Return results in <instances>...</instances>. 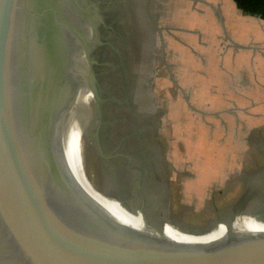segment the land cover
Wrapping results in <instances>:
<instances>
[{
    "label": "water",
    "instance_id": "obj_1",
    "mask_svg": "<svg viewBox=\"0 0 264 264\" xmlns=\"http://www.w3.org/2000/svg\"><path fill=\"white\" fill-rule=\"evenodd\" d=\"M100 25L88 0H0V264H264V245H237L230 222L238 215L264 224L256 210L264 211V174L248 183L224 224L216 218L210 230L184 233L202 237L223 225L219 249L185 250L142 215L164 240L155 244L89 207L67 163L63 128L88 82L99 131L103 99L92 53L104 45L114 50L99 39ZM92 123L84 133L91 142ZM94 151L103 158L96 142Z\"/></svg>",
    "mask_w": 264,
    "mask_h": 264
},
{
    "label": "rangeland",
    "instance_id": "obj_2",
    "mask_svg": "<svg viewBox=\"0 0 264 264\" xmlns=\"http://www.w3.org/2000/svg\"><path fill=\"white\" fill-rule=\"evenodd\" d=\"M128 1L129 14L122 16L121 22L133 26L132 19L137 18L144 41L147 35L151 38L143 48L149 65L143 64L155 113L152 145L158 187L148 190L146 170L131 176L110 174L109 166L115 160L100 158L93 142L85 150L86 171L102 201L119 216L143 221L144 215L151 223L164 225L169 237L186 238L184 233L210 230L216 218L224 224L230 216L229 207L264 170V90L242 98L249 92L244 84L257 76L264 88V69L250 76L248 64L242 67L243 59L226 72L218 64L214 67V47L220 39L228 42L223 14H229L226 6L231 0ZM121 5L124 12L127 0ZM127 58L132 65V54ZM113 62L110 66L115 68ZM98 70L102 73V66ZM242 81L237 91L234 82ZM106 83L109 88L107 78L104 93L114 94L115 85L107 91ZM79 113L76 120L81 124ZM89 130L92 134L94 128ZM112 130L104 128V152L113 148ZM256 210L264 214L263 209ZM237 216H230L234 228L240 224L254 231L264 229L254 217ZM222 234L226 240L225 227L220 225L207 235L218 240Z\"/></svg>",
    "mask_w": 264,
    "mask_h": 264
},
{
    "label": "flooded vegetation",
    "instance_id": "obj_3",
    "mask_svg": "<svg viewBox=\"0 0 264 264\" xmlns=\"http://www.w3.org/2000/svg\"><path fill=\"white\" fill-rule=\"evenodd\" d=\"M88 2L97 5L98 12L103 19L104 26L100 25L98 27L99 39L104 43L111 44L114 48L113 50L104 45L98 48L100 50L92 53V57L97 64L96 74L103 102L99 131L96 135L98 126L96 116L92 123L94 130L91 132V136L100 146L102 159L104 160L106 154L105 160H115L109 166L111 168L110 174L120 172L122 175L131 176L135 171L145 173L146 170L147 179L150 181L148 190L154 191L158 187L154 168L156 152L152 145L155 113L152 104L153 97L150 93L151 88L147 81L149 79L146 75L149 63L144 57L143 49L147 46L150 35H147L144 41L138 26V19L135 17L132 19L133 26H130L128 22L124 23V20L121 22L122 16L128 15L131 8V2L128 0V7L124 6V12L121 5L122 0H88ZM134 8L133 3L132 9ZM146 9L148 8L146 7ZM130 54L133 58L132 65L127 58V55ZM112 62L115 64V68L110 66ZM144 62L147 63L146 68ZM99 65L103 68L102 73H99ZM104 69L106 70L105 75ZM106 78L110 82L109 88L106 83L105 88H108L107 91L111 89V85H115L117 90L112 95L104 93V80ZM107 127L114 129L110 132L112 136L110 145L113 148L104 152V128ZM94 141H92L93 147L95 145ZM263 174L264 170L260 175ZM130 221L138 222V220ZM212 236L205 235L201 238Z\"/></svg>",
    "mask_w": 264,
    "mask_h": 264
},
{
    "label": "bare ground",
    "instance_id": "obj_4",
    "mask_svg": "<svg viewBox=\"0 0 264 264\" xmlns=\"http://www.w3.org/2000/svg\"><path fill=\"white\" fill-rule=\"evenodd\" d=\"M96 109V103L91 86L88 82H82L71 112L66 119L67 124L63 128V134L65 136L64 147L66 150L67 163L73 175L75 184L77 185V188L81 192L89 207L100 218L105 220V222L118 230L134 235L143 240H147L159 245H164L163 238L156 231L145 226L146 224H144L143 221H130L124 217L119 216V213L114 211V209L108 208L102 201L101 196L97 193L96 189L93 186V183L89 181V177L86 171L85 150L87 151L88 148H91V140L86 138L84 136V133L89 126H87L86 124H90L92 121H94L95 116H91V113H95ZM77 112H80L79 118H82L81 124L76 120ZM234 229H236L235 234L237 237V245L244 246L254 243L264 245V233L261 235L252 234L250 231L254 230H252L251 227L243 226L240 224ZM260 231L264 232V229ZM169 238H171L177 246L180 244L185 248V250L193 251L219 249L223 248L226 243L225 234H222V236L218 240H216L214 237H194L191 239L188 235L186 236V238Z\"/></svg>",
    "mask_w": 264,
    "mask_h": 264
},
{
    "label": "crops",
    "instance_id": "obj_5",
    "mask_svg": "<svg viewBox=\"0 0 264 264\" xmlns=\"http://www.w3.org/2000/svg\"><path fill=\"white\" fill-rule=\"evenodd\" d=\"M229 4L226 6L230 10L229 14H223L228 42L225 44L220 39L214 47L216 59L214 67L216 68L218 64L219 69L226 72L227 69L232 70L233 67H237V64L243 59V69H245L247 63L249 66L248 75L255 77L258 73L261 74L264 69V20L243 13L237 8L233 0ZM256 64H260V67H257ZM262 77L264 78V74H262ZM257 78L244 84L245 90L248 89L249 92L243 95L242 98H249L245 96L264 90L261 87L262 82ZM243 82L245 81L234 82V86L238 88V90L234 88V92L239 91V85ZM238 96L241 98L240 95Z\"/></svg>",
    "mask_w": 264,
    "mask_h": 264
},
{
    "label": "trees",
    "instance_id": "obj_6",
    "mask_svg": "<svg viewBox=\"0 0 264 264\" xmlns=\"http://www.w3.org/2000/svg\"><path fill=\"white\" fill-rule=\"evenodd\" d=\"M243 13L264 20V0H233Z\"/></svg>",
    "mask_w": 264,
    "mask_h": 264
}]
</instances>
